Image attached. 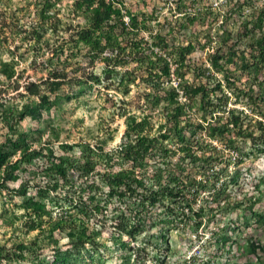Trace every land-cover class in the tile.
Returning a JSON list of instances; mask_svg holds the SVG:
<instances>
[{
	"label": "trees",
	"instance_id": "16d2710c",
	"mask_svg": "<svg viewBox=\"0 0 264 264\" xmlns=\"http://www.w3.org/2000/svg\"><path fill=\"white\" fill-rule=\"evenodd\" d=\"M58 1L0 0V29L9 28L16 35H22L21 43L14 44L10 50L11 60L1 64L0 84H7L8 90L15 91V96L39 97L44 106L51 104L43 93L48 86L59 88L74 77L82 82L102 85L106 93L112 89L129 94L131 85L136 82L144 85V90L134 101L121 99L118 103L113 102V105L117 103V115L125 122V129L115 147L106 149L102 143L91 145L85 141L77 144L80 154L75 155V159L65 154L51 157L41 151H32L16 160H6L7 154L0 149V181L3 183L0 188L24 196L30 186L39 190L46 187L50 191L57 190L61 184L75 192V211L94 213L104 232L125 234L131 239H136L148 226L173 222L176 216L194 218L198 227L206 214V205L195 207L193 202L205 190H211L212 199L218 200L224 192L223 184H219L220 176L227 171L228 161L210 174V167L222 163V154L215 147L208 150V145L194 138L207 130L209 135L231 139L234 130L254 141L261 140L264 151V94L251 87L242 91L251 112L262 115L255 118L243 109L227 106L228 97L220 81L211 87L202 80L191 85L185 78V71L190 65L194 40L176 45L160 30H156L150 40L141 36L144 28L153 29L147 22L152 15L139 11V5L135 7L126 0H76L65 15L69 21L64 22L58 15ZM175 1V9L187 19L192 33L197 31L200 34L201 23L221 13L219 6H206L203 0H192L193 4L199 5L191 12L183 9L187 0ZM251 1L228 0L229 8L224 11L221 24L222 43L230 40L231 32L226 22L231 12ZM126 14L129 22H125ZM242 22L247 34L254 27H260L264 22V5ZM60 24L62 28H59ZM48 30L56 36L66 34L68 39L51 44L49 38L44 39ZM205 35L209 38L207 43H202L213 48L211 66L216 71L223 70L226 56L235 55L232 45L227 46L226 54L222 46L214 48L212 45L217 41L215 36L213 40L210 29ZM196 39L201 45V38ZM5 41L0 39L1 47ZM72 43H75V49ZM253 47L252 60L245 54L240 59L242 67L257 79L264 75V34L254 38ZM25 49L32 53L34 70L42 73L36 79L27 80L28 75L16 71V64L23 57L18 52ZM74 50L75 58L71 56ZM44 55L48 58L36 67L37 57ZM78 57L85 60L82 62ZM98 62L103 63L100 74L95 71ZM198 70L201 78L208 80L211 76L205 63L204 68L198 67ZM226 82L230 85L228 78ZM182 95L186 100H182ZM194 97H199L200 104L197 118L192 119L189 101ZM245 120L249 122L247 125ZM230 141L232 143V139ZM196 147H201L203 154L198 153ZM35 154L42 155L41 164L33 168L22 167L25 157ZM71 167H74L75 180ZM39 225V222L32 223L30 229ZM87 229L88 225L79 228L75 222V228L69 232L70 240L75 239V248L80 249L87 242ZM50 245L56 244L51 242ZM61 249L58 247L53 251L56 257ZM51 264H56V260Z\"/></svg>",
	"mask_w": 264,
	"mask_h": 264
},
{
	"label": "rangeland",
	"instance_id": "374dc122",
	"mask_svg": "<svg viewBox=\"0 0 264 264\" xmlns=\"http://www.w3.org/2000/svg\"><path fill=\"white\" fill-rule=\"evenodd\" d=\"M75 1H58L56 8L60 9L58 15L64 22L69 21L65 15ZM126 1L135 7L139 5V11L144 10L152 15L147 22H150L153 31L144 28L141 35L146 39L150 40L151 35L160 30L176 45L194 40L190 65L185 71L187 82L196 85L202 80L211 87L220 81L228 97V107L236 106L255 118L262 116L251 112L242 91L251 87L264 94V75L255 79L242 67L240 56L245 54L252 60L251 52L255 48L253 40L264 34V22L248 34L242 27V20L254 15L264 5V0H252L238 7L236 12L228 13L230 19L226 25L231 34L227 43H222L220 32L224 11L229 8L228 0H203L206 6H219L221 13L201 23L200 34L190 31L187 19L175 9V0ZM193 3L187 0L183 9L193 11L199 5ZM174 16L178 17L175 19ZM124 19L129 22L127 14ZM59 26L63 27L61 24ZM209 29L213 40L215 36L217 41L212 42L214 48L222 46L227 54V46L232 45L235 54L226 56L223 70L220 71L210 64L213 48L203 44L207 43L209 36L205 34ZM21 36L9 28L0 29V39L6 40L4 47L0 46V68L3 62L11 60L10 50L14 44L21 43ZM45 37L50 39L51 44L68 39L66 34L56 36L49 30ZM196 38H201L203 45L198 44ZM72 47L75 49V43H72ZM21 50L18 54L23 57L16 64V71L28 75L27 80L40 77L42 73H37L33 68L32 53L27 49ZM71 56L75 58V50ZM46 58L48 55L37 57L36 67ZM78 60L83 62L85 58L78 57ZM204 63L211 73L208 80L201 78L198 70V67L204 68ZM102 69L103 63L98 62L95 71L100 74ZM101 86L82 82L75 77L59 88L48 86L43 93L51 104L44 106L39 97L26 94L15 96V91L8 90L7 84H0V149L7 154L6 160H16L32 151H41V154L51 157L65 154L75 159V155L80 154L77 144L85 141L91 145L102 143L106 149L115 147L125 129L124 118L117 115L115 107L121 99L134 101L144 90V85L133 83L129 94L117 93L112 89L106 93L107 90ZM181 98L186 100L184 95ZM113 102L117 103L113 105ZM199 104V97L189 101L192 119L197 118ZM17 111H20L19 115ZM248 123L245 120V125ZM231 133L232 143L228 136H212L207 130L194 138L208 145V150L215 147L222 154V163L210 167V174L228 161L227 171L220 176L219 184H223L224 192L218 200L212 199L211 190H205L193 202L195 207L206 205V214L198 227L194 218L176 216L173 222L148 226L136 239H131L125 234L104 232L100 228L99 217L94 213L75 211V192L61 184L57 190L50 191L46 187L39 190L30 186L24 196L0 188V264H51L53 260H56V264H264L263 144L259 139L254 141L252 137L235 133L234 130ZM195 150L203 154L201 147ZM41 156L25 157V161L21 162L22 167H36L41 164ZM73 169L71 167L70 171L75 180ZM2 184L0 181V187ZM35 222L40 225L30 229ZM75 222L79 228L88 225L89 236L80 249L75 248V239L72 241L69 238ZM51 242L56 245H50ZM58 247L62 249L56 257L53 251Z\"/></svg>",
	"mask_w": 264,
	"mask_h": 264
}]
</instances>
